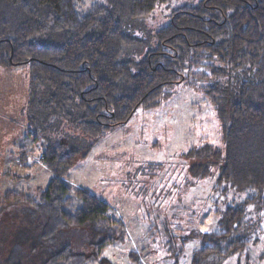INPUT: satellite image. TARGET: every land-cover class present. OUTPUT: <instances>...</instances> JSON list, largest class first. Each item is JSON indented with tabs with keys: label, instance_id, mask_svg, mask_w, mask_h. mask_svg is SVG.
<instances>
[{
	"label": "trees",
	"instance_id": "obj_1",
	"mask_svg": "<svg viewBox=\"0 0 264 264\" xmlns=\"http://www.w3.org/2000/svg\"><path fill=\"white\" fill-rule=\"evenodd\" d=\"M167 1L0 0V76L24 69L27 121L36 131L81 133L90 147L139 107L155 105L164 86L189 81L200 89L221 127L223 150L214 151L220 161L212 162L216 185L250 192L224 207L217 229L202 232L191 264H219L249 245L248 205L264 211V0H199L174 8L150 38L153 45L132 58L130 47L142 43L133 32L142 29L138 22ZM22 154L17 158L25 163ZM78 154L63 139L47 140L40 156L52 173L46 186L5 192L0 210L13 202L33 228H16L0 264H24L26 251L38 250L37 264H88L125 233L106 202L63 178ZM190 170L211 173L207 159ZM85 226L89 250L56 246L64 229ZM237 264H251L250 258Z\"/></svg>",
	"mask_w": 264,
	"mask_h": 264
},
{
	"label": "rangeland",
	"instance_id": "obj_2",
	"mask_svg": "<svg viewBox=\"0 0 264 264\" xmlns=\"http://www.w3.org/2000/svg\"><path fill=\"white\" fill-rule=\"evenodd\" d=\"M84 1L89 4L93 0ZM198 1L158 3L138 22L142 29L133 31L142 43L130 47L129 56L138 58L153 45L150 38L168 21L172 9ZM26 81L21 67L0 76V202L7 190L46 186L52 173L40 159L45 142L67 141L79 154L63 178L106 202L107 213L118 218L125 229L120 239L102 248L98 260L88 264H191L195 249L201 246L202 232L217 229L224 207L250 193L216 185L218 169L213 164L220 160L215 150H223L220 123L210 101L189 81L164 86L155 105L139 107L127 122L114 126L91 147L90 138L81 133L38 132L29 124ZM202 144L208 145V150L199 148ZM200 152L205 156H198ZM22 153L27 154L25 163L17 158ZM205 159L211 173L203 177L192 173L191 164ZM246 216L248 247L219 264L244 263L247 257L251 264H264V211L250 203ZM29 222L13 202L1 208L0 262L16 228L32 229ZM64 231L56 246L71 243L74 250L90 249L89 227ZM35 252L38 255L40 250ZM26 254L24 264L39 263L31 251Z\"/></svg>",
	"mask_w": 264,
	"mask_h": 264
}]
</instances>
